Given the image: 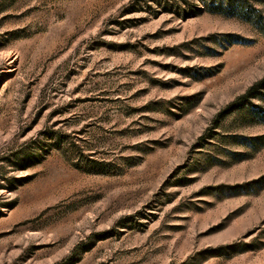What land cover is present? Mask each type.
I'll list each match as a JSON object with an SVG mask.
<instances>
[{"label":"rangeland","instance_id":"374dc122","mask_svg":"<svg viewBox=\"0 0 264 264\" xmlns=\"http://www.w3.org/2000/svg\"><path fill=\"white\" fill-rule=\"evenodd\" d=\"M0 264H264V0H0Z\"/></svg>","mask_w":264,"mask_h":264}]
</instances>
